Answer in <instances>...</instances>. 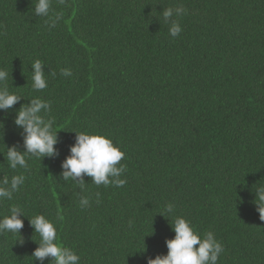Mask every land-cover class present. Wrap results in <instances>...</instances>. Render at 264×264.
<instances>
[{"label":"trees","instance_id":"16d2710c","mask_svg":"<svg viewBox=\"0 0 264 264\" xmlns=\"http://www.w3.org/2000/svg\"><path fill=\"white\" fill-rule=\"evenodd\" d=\"M36 2L0 0V69L8 91L23 97L0 111V178L26 177L0 201V218L12 206L25 216L20 237L0 234V264H52L31 257L36 214L80 264H146L174 237L169 202L201 237L212 231L223 244L217 264H264L254 191L264 185V0H52L63 12L53 28L33 13ZM181 5L182 31L171 37L161 11ZM35 59L45 64L41 91L32 89ZM33 98L50 102L58 155L26 157L27 170H12L5 146L24 150L13 120ZM74 131L102 134L125 153L124 186L85 176L81 191L62 180Z\"/></svg>","mask_w":264,"mask_h":264},{"label":"clouds","instance_id":"9594fccd","mask_svg":"<svg viewBox=\"0 0 264 264\" xmlns=\"http://www.w3.org/2000/svg\"><path fill=\"white\" fill-rule=\"evenodd\" d=\"M58 3L67 7L68 0H58ZM162 18L169 25L168 31L171 37H177L182 31L177 17L186 14L187 10L181 5L175 8L168 7L162 11ZM33 13L38 17H45V25L53 28L63 18V12H55L52 9V0H37ZM45 64L40 59H35L31 65V81L34 91H41L47 87L44 72ZM55 76V72H51ZM60 75L70 77L72 72L68 68H62ZM9 73L0 69V111L7 112L23 97L10 93L4 82L7 81ZM51 111L50 102L40 98L28 100L15 112L13 123L22 129L23 151L18 150L16 145L6 147L8 167L12 170L28 169L26 157H34L40 161L44 157H55L58 155L57 130L55 121L48 118ZM75 132V142L69 146V155L61 162L60 176L64 181L77 183L81 191L84 189V177H90L91 182L97 186L122 187L127 183L122 179L126 166L120 164L125 153L114 146L112 140L102 134H91L88 132ZM25 175H13L0 178V201L12 200L13 194L17 192L25 182ZM255 203L261 220H264V185H258L255 189ZM79 195V194H77ZM99 197V193L96 194ZM97 202H99L97 200ZM81 208L90 206L88 197L79 196ZM174 203L164 205V213L172 216L171 230L174 237L165 240L167 248L166 255H157L155 258L145 257L146 264H217L218 259L224 251L223 244L218 241L212 231H207L201 237L196 233L186 218L173 215ZM164 213H159L164 216ZM25 217L21 208L12 206L10 214L0 218V234L11 233L20 237V231L24 227ZM28 219V218H27ZM29 225L39 236V243L31 254L35 260L43 262L50 258L52 264H80V256L70 247L63 246L57 242V229L55 225L42 214H36L28 219ZM132 222L129 221V226ZM153 231V229H152ZM32 239V238H31ZM33 240V239H32ZM23 243L22 239L17 240ZM145 251V246L143 251Z\"/></svg>","mask_w":264,"mask_h":264}]
</instances>
